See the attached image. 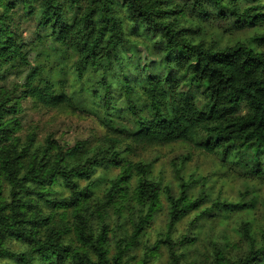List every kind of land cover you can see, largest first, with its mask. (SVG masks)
<instances>
[{"label": "trees", "instance_id": "obj_1", "mask_svg": "<svg viewBox=\"0 0 264 264\" xmlns=\"http://www.w3.org/2000/svg\"><path fill=\"white\" fill-rule=\"evenodd\" d=\"M34 1L41 8L39 28L49 30L54 44L75 52L78 77L88 69L104 73L101 85L106 103L112 91L108 73L122 64V55L128 51L127 31L146 40L148 56L157 59L143 69V105L131 98L133 87L127 76L121 75L134 120L131 131L124 133L133 143L182 141L264 175V52L252 45L264 41V33L247 43L207 46L190 39L188 32L195 31L181 23L189 15L202 22H226L230 30L263 29V6L241 8L244 0H184L182 5L176 0H89L83 13L69 18L68 6L81 9L80 0H0V82L6 80L10 69L28 68L19 96L0 86V260L17 264H36V260L42 264H127L128 247L139 244L150 221L162 210L160 185L151 179L150 167L130 162L118 139L110 138L112 144L99 147L92 156L79 145L68 148L51 136L33 152L34 136L26 147L21 146L16 136L21 125L15 117L21 112V99L47 109H76L68 95L56 91L57 83L46 78L44 69L30 67L28 53L12 29L9 16L17 3L30 14ZM184 86L189 90L180 92ZM108 167L120 172L111 180L102 207L112 206L119 215L128 208L138 212L127 247H119L113 258L109 257L107 225L97 235L90 221L95 214L103 217L100 207H91V179L98 168ZM134 177L136 187L130 198L127 191ZM58 182L69 191L68 196H57ZM82 182L88 184L82 187ZM188 188L180 178L179 196L169 187L164 189L169 209L164 244L172 264L178 263V247L195 242L193 238L174 242L170 237L178 222L202 206L203 198L191 199ZM45 207L51 212L48 215ZM245 207L249 205L218 200L203 213ZM55 215L66 222L64 228L56 226ZM241 231L248 243L247 254L239 260L221 254L214 264H264V235L258 246L250 223L245 222ZM68 232L74 239L67 244ZM10 240L27 246L28 251H11Z\"/></svg>", "mask_w": 264, "mask_h": 264}, {"label": "rangeland", "instance_id": "obj_2", "mask_svg": "<svg viewBox=\"0 0 264 264\" xmlns=\"http://www.w3.org/2000/svg\"><path fill=\"white\" fill-rule=\"evenodd\" d=\"M14 1V0H11ZM180 5L184 0H176ZM81 9L68 6L67 17L71 18L79 12L83 13L89 6V0H80ZM259 4L264 7V0L255 2L243 1L241 8H249ZM38 1L32 3L30 14L23 4L17 3L9 19L13 31L28 53L30 67L36 66L45 70V75L52 83H57L56 91L68 95L76 105V109H47L30 99H21V112L15 115L21 125L16 135L22 147H26L28 139L34 136L31 152L41 149L49 136L60 141L68 148L79 145L81 150L92 156L99 147H108L110 138L122 142L119 147L124 156L132 163L142 162L150 167L151 179L159 183L162 210L157 212L145 229L141 241L136 246L128 247L125 253L127 264H172L170 251L164 244L169 224V209L164 189L169 187L174 196H179V179L188 185V195L191 199L203 198L202 206L190 212L173 228L170 237L174 242L185 238H193L191 245L180 246L176 250L179 257L177 264H214L216 258L223 254L233 260L243 258L248 252V243L242 236V225L250 223L252 233L258 246L262 244L264 235V175L252 172L244 165L234 164L224 160L219 154H209L195 148L186 142L167 144H135L124 133L134 127L132 112L125 96L126 86L122 74L127 76L133 87L131 98L143 105L144 94L141 92L142 81L145 78L144 67L157 59H151L144 49L146 40L140 34L127 31L128 51L122 55V64L115 66L108 73L111 82V100L104 102V90L101 85L102 72L96 73L88 69L78 77L75 68L77 57L72 50L54 44L50 39L48 29L39 28L37 19L40 13ZM264 12V8L262 10ZM181 23L195 32L189 31L190 39L202 42L207 46H233L239 42H249L251 38L264 33V28L251 27L242 30H230L226 22L211 20L202 22L194 17L186 16ZM127 28V25H126ZM258 52H264V41L252 43ZM28 68L10 69L6 80L0 86L11 92H21V84ZM111 75L118 76L116 80ZM20 88V90H18ZM18 90V91H17ZM189 89L180 88V92ZM199 98V105H203ZM244 110H242V113ZM110 140V142H109ZM119 169L108 167L98 168L92 176L94 186L92 210L100 207L103 219L98 215L90 216L92 230L98 235L102 226L107 225L109 257L113 258L119 247L126 248L133 232V226L138 218V212L126 209L119 215L112 206L102 207L105 202L107 188L112 179L119 174ZM134 177L128 186L131 198L136 187ZM88 182H82L84 187ZM57 196L65 197L69 191L58 182L55 185ZM8 189H4L7 196ZM228 203H243L249 205L234 212L215 210L207 212L216 201ZM45 215L51 213L44 208ZM69 213V212H68ZM69 221L72 217L68 214ZM56 226L64 228L66 222L55 215ZM73 234L66 233L65 241L70 243ZM74 239V238H73ZM126 246V247H125ZM8 248L16 253H26L28 247L16 240L8 242ZM151 257V258H148ZM3 264H17L13 260L2 259ZM112 262V261H111ZM36 264H42L36 260Z\"/></svg>", "mask_w": 264, "mask_h": 264}]
</instances>
